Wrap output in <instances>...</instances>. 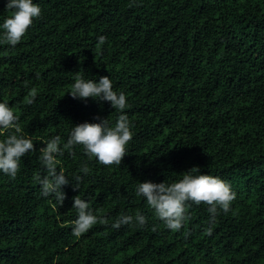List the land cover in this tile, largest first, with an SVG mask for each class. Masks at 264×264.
<instances>
[{
    "label": "trees",
    "instance_id": "16d2710c",
    "mask_svg": "<svg viewBox=\"0 0 264 264\" xmlns=\"http://www.w3.org/2000/svg\"><path fill=\"white\" fill-rule=\"evenodd\" d=\"M7 2L0 102L37 151L14 180L0 172V264H264V0H33L41 17L14 48L3 41ZM78 72L108 76L125 93L134 136L120 166L90 160L82 146L74 157L65 151L57 171L72 182L59 207L40 195L39 149L57 135L66 143L72 125L95 117L114 125L121 114L109 102L73 99ZM193 167L229 182L237 198L214 225L207 205L192 204L182 228L170 230L136 195L138 182L172 183ZM76 196L109 225L73 236ZM137 213L143 228L111 227Z\"/></svg>",
    "mask_w": 264,
    "mask_h": 264
},
{
    "label": "clouds",
    "instance_id": "9594fccd",
    "mask_svg": "<svg viewBox=\"0 0 264 264\" xmlns=\"http://www.w3.org/2000/svg\"><path fill=\"white\" fill-rule=\"evenodd\" d=\"M5 10L10 11L11 15L2 24L3 41L14 48L21 42L34 20L41 17L42 10L33 0H8ZM105 43L106 37L100 36L98 46ZM69 95L81 101L92 99L109 102L111 107L121 114L114 125L108 118L100 117H95L98 123L84 122L72 125L66 143L57 135L45 142L46 147L39 149V160L46 171V175L35 177L41 189L40 195L54 198L59 207L63 206L66 199L62 188L72 182L65 175L63 168L57 171V166L61 164L59 157H63L65 151L74 157V148L82 146L90 160L96 158L103 166H120L124 157L128 155L127 146L134 136L131 121L125 114V109L129 107L127 97L124 92L114 90L108 76L100 77L99 82H96L94 79H85L78 72L75 74V82ZM12 129L15 131H11ZM19 133H21L19 117L7 103L0 102V135H5V138L0 140V172L13 180L20 171L21 159L37 151L32 138ZM79 171L87 175L89 168L83 165ZM181 175L182 179L172 183L138 182L136 188V195L145 198L147 205L154 210L155 216L168 229L179 231L182 228L190 218L188 209L192 204L208 206L211 225H214L216 217L221 212L226 214L231 210V205L237 197L229 182L216 176L200 174L198 167H193ZM72 179L75 180L74 190L79 189L82 177L76 175ZM73 201V208L78 214V218L72 222L73 236L80 237L98 223L109 225V219L94 214L89 203L80 196L74 197ZM134 222L143 228L147 218L140 213L135 217L121 215L111 223V227L118 230L121 226L131 225ZM205 231L206 235L210 236L212 227H208Z\"/></svg>",
    "mask_w": 264,
    "mask_h": 264
}]
</instances>
